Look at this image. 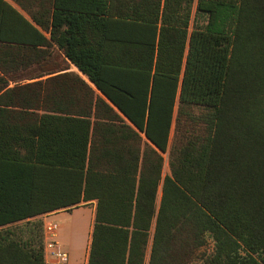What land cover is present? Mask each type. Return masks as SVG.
Masks as SVG:
<instances>
[{"label": "trees", "instance_id": "16d2710c", "mask_svg": "<svg viewBox=\"0 0 264 264\" xmlns=\"http://www.w3.org/2000/svg\"><path fill=\"white\" fill-rule=\"evenodd\" d=\"M13 1L0 264H46L40 216L92 202L87 264H264V0Z\"/></svg>", "mask_w": 264, "mask_h": 264}, {"label": "crops", "instance_id": "0c3cea01", "mask_svg": "<svg viewBox=\"0 0 264 264\" xmlns=\"http://www.w3.org/2000/svg\"><path fill=\"white\" fill-rule=\"evenodd\" d=\"M9 5L18 10L22 15L29 19L25 13L20 9V7L13 0H5ZM60 9L65 14L72 15H86L88 14V9L91 7L90 0H58ZM41 34H43L47 39L50 40L51 35L47 31L38 28ZM68 30L67 25L63 29ZM54 46L55 55H60L62 60H64L63 54L56 45ZM52 59V58H51ZM69 62V61H67ZM71 71L79 73L83 78H85L80 71L74 65H71ZM46 78V77H45ZM96 202H92L89 205H79L78 207L62 208L53 212L46 213L40 218L44 223L51 221L58 225L60 229V222L67 224L68 226V236L65 241H61L63 248L68 255V262L66 264H87L89 245L91 241V231L94 221ZM61 234L57 233V240L60 239ZM60 244V245H61ZM62 248V249H63ZM46 264H59L54 258L46 257Z\"/></svg>", "mask_w": 264, "mask_h": 264}, {"label": "built area", "instance_id": "2783aa9c", "mask_svg": "<svg viewBox=\"0 0 264 264\" xmlns=\"http://www.w3.org/2000/svg\"><path fill=\"white\" fill-rule=\"evenodd\" d=\"M57 233V224L51 221L44 223L45 258H54L59 264H66L68 255L57 240Z\"/></svg>", "mask_w": 264, "mask_h": 264}, {"label": "rangeland", "instance_id": "374dc122", "mask_svg": "<svg viewBox=\"0 0 264 264\" xmlns=\"http://www.w3.org/2000/svg\"><path fill=\"white\" fill-rule=\"evenodd\" d=\"M194 9H195V6H194ZM56 62L57 63L59 62L60 64L62 63V58L59 54L50 60L49 65L47 67V70H49V71L54 70L57 67ZM40 72H41L40 68L36 67L31 71L20 73V74L16 75V77L23 79V80H21L23 82H29V80H28L29 78H33L34 76H36ZM13 85H14V83L11 84V86H13ZM166 173H168V168L165 169V174ZM59 225H60V229L58 228V232L61 234V236H60V239H58V241L61 244V241L63 242L67 239L68 226H67V224H65L63 222H60ZM61 246H62V244H61ZM62 248H63V246H62ZM63 250L64 251L66 250L65 247L63 248Z\"/></svg>", "mask_w": 264, "mask_h": 264}]
</instances>
